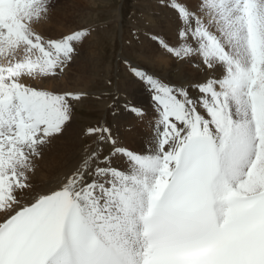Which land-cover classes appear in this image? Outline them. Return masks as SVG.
I'll use <instances>...</instances> for the list:
<instances>
[{
    "label": "snow or ice",
    "instance_id": "snow-or-ice-1",
    "mask_svg": "<svg viewBox=\"0 0 264 264\" xmlns=\"http://www.w3.org/2000/svg\"><path fill=\"white\" fill-rule=\"evenodd\" d=\"M54 6L0 0V264H264V0H156L171 34L143 35L172 63L122 58L146 103L110 105L145 125L138 147L89 125L37 187L86 95L37 86L91 34L45 35Z\"/></svg>",
    "mask_w": 264,
    "mask_h": 264
},
{
    "label": "rangeland",
    "instance_id": "rangeland-1",
    "mask_svg": "<svg viewBox=\"0 0 264 264\" xmlns=\"http://www.w3.org/2000/svg\"><path fill=\"white\" fill-rule=\"evenodd\" d=\"M54 4L51 18L44 23V29L43 26L39 27L40 31L48 29L45 35L53 38L81 28L90 29L91 34L79 46L78 55L62 75L44 81V85L37 82V86H49L48 89L57 91H79L86 95L75 105L73 120L64 134L54 139L44 150L33 176V183L37 187L54 180L64 171L62 169L77 160L85 143L82 137L85 127L107 122L120 138L127 134V139L122 141L125 145H128V137L139 140V135L147 131L145 125L132 115L123 112L112 115L110 105L116 95L121 103L128 101L140 106L146 103L143 89L124 70L122 58L132 64L148 66H151L149 61H152L165 68L172 63L170 57L143 35L144 31L158 33L165 38L171 34L170 25L162 18H157L159 9L156 0H54ZM55 24L57 27L52 29ZM133 29H141L139 39L133 37ZM118 121L123 126H117ZM72 127L75 128L74 133H78L75 143L56 148L55 145L65 143L64 135ZM55 156L59 158L56 164L53 163L54 159H50Z\"/></svg>",
    "mask_w": 264,
    "mask_h": 264
},
{
    "label": "bare ground",
    "instance_id": "bare-ground-1",
    "mask_svg": "<svg viewBox=\"0 0 264 264\" xmlns=\"http://www.w3.org/2000/svg\"><path fill=\"white\" fill-rule=\"evenodd\" d=\"M41 26H43V29L46 27V25L45 24H43V25H41ZM51 26V25H50ZM49 26V27H50ZM62 26H63V24H62ZM57 27V25L55 24L54 26H52V29H55ZM170 27V26H169ZM51 28V27H50ZM59 29V28H58ZM166 29V28H165ZM168 29V28H167ZM43 31V30H42ZM63 31H64V29H63ZM44 32V34H47V32H49L48 31V29L47 30H44L43 31ZM65 34V33H64ZM51 35V34H50ZM60 35H61V33H60ZM43 85H44V83H43ZM56 85V84H55ZM86 85V84H85ZM84 85V86H85ZM46 86H48V85H46ZM50 87H52V85L50 86ZM56 87V86H55ZM49 88V86L47 87V89ZM57 88V87H56ZM62 90V89H61ZM120 121H118V123L116 124L117 126L118 125H121L120 123H119ZM114 126V125H113ZM121 126H123V125H121ZM125 126H126V128L125 129H127V124H125ZM124 126V127H125ZM117 129H119V127H117ZM124 129V128H123ZM122 129V132L124 131ZM114 131V130H113ZM142 131V130H141ZM75 132V128H71V130L67 133V134H65L64 135V138L66 139L65 140V143H63V144H57V145H55V147L56 148H58L59 146H62V148L66 145V146H68V144H74L75 143V141H76V136L78 135V133H74ZM121 132V133H122ZM125 132H126V130H125ZM143 135H144V133H141L140 135H139V137H141L139 140H136V139H132V137L130 136V137H128V147H130V148H136V147H138V145H139V142L141 141V139H142V137H143ZM63 138V137H62ZM122 141H124V140H126L127 139V134H124V135H122V137L120 138ZM126 141V142H127ZM67 143V144H66ZM47 161L49 160V158H45ZM50 159H54L55 161L53 162L54 164H56L57 162H58V160H59V158L57 157V156H55L54 158H50ZM76 161V160H75ZM75 161H73V163L75 162ZM71 162V161H70ZM52 163V164H53ZM51 164V165H52ZM46 165V164H45ZM69 167V165L65 168V169H67ZM65 169H62V171L64 170L65 171ZM52 175V174H51ZM56 177H54V179H55ZM53 181V180H52Z\"/></svg>",
    "mask_w": 264,
    "mask_h": 264
},
{
    "label": "flooded vegetation",
    "instance_id": "flooded-vegetation-1",
    "mask_svg": "<svg viewBox=\"0 0 264 264\" xmlns=\"http://www.w3.org/2000/svg\"><path fill=\"white\" fill-rule=\"evenodd\" d=\"M145 59V58H144ZM146 60V59H145Z\"/></svg>",
    "mask_w": 264,
    "mask_h": 264
}]
</instances>
